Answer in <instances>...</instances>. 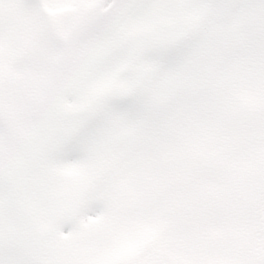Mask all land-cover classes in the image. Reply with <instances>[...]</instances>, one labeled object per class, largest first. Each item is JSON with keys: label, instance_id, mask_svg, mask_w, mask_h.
I'll use <instances>...</instances> for the list:
<instances>
[{"label": "snow or ice", "instance_id": "snow-or-ice-1", "mask_svg": "<svg viewBox=\"0 0 264 264\" xmlns=\"http://www.w3.org/2000/svg\"><path fill=\"white\" fill-rule=\"evenodd\" d=\"M0 264H264V0H0Z\"/></svg>", "mask_w": 264, "mask_h": 264}]
</instances>
